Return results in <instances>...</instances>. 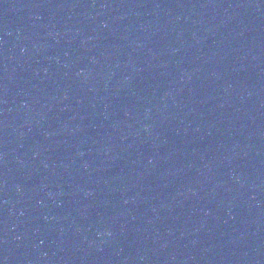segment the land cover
I'll use <instances>...</instances> for the list:
<instances>
[{"label": "water", "instance_id": "95a60500", "mask_svg": "<svg viewBox=\"0 0 264 264\" xmlns=\"http://www.w3.org/2000/svg\"><path fill=\"white\" fill-rule=\"evenodd\" d=\"M0 264H264V0H0Z\"/></svg>", "mask_w": 264, "mask_h": 264}]
</instances>
